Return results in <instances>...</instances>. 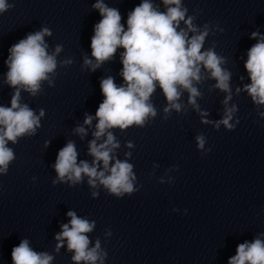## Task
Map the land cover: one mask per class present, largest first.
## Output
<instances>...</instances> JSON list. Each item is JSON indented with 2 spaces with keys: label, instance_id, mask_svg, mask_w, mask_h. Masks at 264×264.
<instances>
[{
  "label": "clouds",
  "instance_id": "1",
  "mask_svg": "<svg viewBox=\"0 0 264 264\" xmlns=\"http://www.w3.org/2000/svg\"><path fill=\"white\" fill-rule=\"evenodd\" d=\"M162 3L166 11H160L159 6H154L151 0H142L128 14L127 30L121 23L118 9L108 7L103 0H97L93 5L102 19L94 26L91 38V56L95 63L85 57L84 65L95 71L114 56L118 47L123 48L120 75L124 84L118 86L111 76L101 80L100 90L104 99L95 112L96 130L93 132L94 139L89 142V155L93 160L91 164L87 161L78 163L75 144L69 141L57 154L53 165L57 179L52 181L53 185L58 182L76 185L87 176L91 187L95 188L99 182L109 194L118 198L138 191L133 184L136 179L133 165L127 159L121 161L113 155L120 144L110 129L125 130L133 125L143 127L148 117H155L157 111L150 97L157 86L168 102L164 112L170 114L173 109L177 112L182 109V104L178 102L182 95L181 89L189 94V104L199 110L196 98L201 93L194 82L198 84L205 78L214 79V87L228 93L223 102L224 118L217 121L215 127L219 128L220 124L229 130L235 127L230 121L237 108L235 105L227 106L231 100V72L222 67L226 60L214 48L202 50L205 38L209 35V25L205 24L202 31L198 29L193 24L195 17L187 15L188 9L182 5L181 0H162ZM12 7L14 5L7 0H0V14ZM181 21L185 28L180 27ZM189 33L193 34L189 36ZM51 35L50 29L44 27L28 34L9 49L10 55L5 61L8 68L5 83L15 91L11 97V106H0V174L6 175L9 164L16 158L8 143L16 144L20 137L35 135L41 126L40 120L45 110L40 109L37 115L27 104H21V90L35 97L41 91L43 81H48L49 86L54 87L56 57L62 51V46L57 45L55 52L49 54L44 37ZM251 38L257 42L248 49L244 62L251 81L244 86V91L255 104L264 105V35L253 32ZM70 63L72 61L68 60L62 62V65ZM202 70L208 74L207 77L202 76ZM260 115L264 116V113ZM92 120L91 115H86L84 124L91 125ZM75 132L81 137L87 134L83 126L77 127ZM105 136L106 139L98 144L97 141ZM196 140L198 147L203 149L205 137L198 135ZM127 147L132 148L133 143L128 142ZM125 155L130 156L131 153ZM101 163L102 170H98ZM91 195L96 198L98 193L92 192ZM67 215L70 217L69 223L61 225V232L55 236L58 241L56 251L66 240L68 250L74 253L72 260L75 264L81 261L85 264L100 261L103 264L106 253L101 254L99 240L94 247H89L87 233L93 230L95 223L78 217L74 211H69ZM262 236L264 233L251 242L237 245L236 254L229 258L228 264H264ZM11 259L12 264H51L54 257L47 252L34 251L29 241L23 239L18 246L13 247Z\"/></svg>",
  "mask_w": 264,
  "mask_h": 264
}]
</instances>
